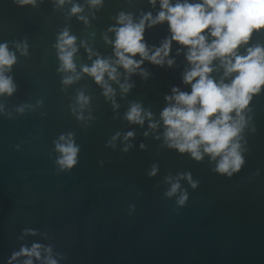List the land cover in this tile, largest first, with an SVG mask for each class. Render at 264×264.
I'll use <instances>...</instances> for the list:
<instances>
[{
	"label": "water",
	"instance_id": "water-1",
	"mask_svg": "<svg viewBox=\"0 0 264 264\" xmlns=\"http://www.w3.org/2000/svg\"><path fill=\"white\" fill-rule=\"evenodd\" d=\"M69 8H57L52 0H37L34 7L0 0V43L15 51L16 44L26 42L29 53H16L11 75L17 90L0 97V264L21 243L32 242L51 244L57 264H264V89L249 105L245 164L231 177L217 175L207 158L196 163L177 155L152 134L143 136L147 123L141 128L122 119L131 102L158 118L171 87L189 90L181 83L186 62L183 54L176 55L175 43L171 68L145 62L142 67L150 75H133L134 86L123 99L112 85L119 104L115 111L89 77L61 84L53 45L62 29L77 37L74 63L79 71L90 64L81 41L101 57L110 56L111 46L102 36L116 14L150 11L147 0H104L95 19L85 5L88 26L69 17ZM145 35L150 44H158L167 26H155ZM256 44L264 46V30L253 33L250 45ZM81 91L91 97L93 119L77 122L69 105ZM21 105L24 111L18 113ZM128 130L135 131L128 152L121 150L120 139L115 149L105 146L115 132ZM69 131L80 152L78 163L62 171L53 141ZM153 163L159 171L148 178ZM185 171L199 183L192 189L180 181L188 199L178 206L179 193L164 196L169 187L164 178ZM26 227L38 228L40 234L21 237Z\"/></svg>",
	"mask_w": 264,
	"mask_h": 264
},
{
	"label": "clouds",
	"instance_id": "clouds-1",
	"mask_svg": "<svg viewBox=\"0 0 264 264\" xmlns=\"http://www.w3.org/2000/svg\"><path fill=\"white\" fill-rule=\"evenodd\" d=\"M13 2L19 7L37 4V0ZM52 3L57 8L70 5L69 17L74 16L88 26L89 20L83 15L85 5L95 19V11L103 6L104 0H85L84 4L74 0H52ZM147 4L152 10L116 14L114 24L102 36L104 43L111 46L110 56L101 57L81 41L80 47L85 48L90 64L81 65L79 71L74 63V55L78 52L77 37L71 35L67 27L62 29L53 45L59 62L57 72L63 74L61 84L66 87L87 76L101 89V95L115 111L119 104L112 85L118 86L123 99L134 86L130 82L133 75L142 79L150 75L142 67L145 62L171 68L176 62L175 57L170 56L175 43L176 55L183 54L186 62L181 83L189 90L171 87L169 94L164 96L165 107L158 118L141 103L131 102L122 119L130 126L141 128L147 123L143 132L145 138L152 134L154 139L162 140L168 150L196 163L207 158L208 163L214 165L210 171L231 177L245 164L243 133L251 121L249 105L264 89V46L250 45L253 33L264 30V0H147ZM165 24L167 35L158 44H150L146 32ZM17 52L28 56L27 43L16 44L15 51L9 49L7 42L0 43V97H11L17 90L11 75L17 63ZM90 101L91 97L81 91L75 96L74 106L69 105L77 122L93 119ZM36 103L39 105L41 101ZM24 108L21 105L16 111L23 113ZM3 112L4 106L0 104V113ZM85 112L89 114L85 116ZM134 138V130L117 131L105 146L115 149L120 139L121 150L126 153ZM145 147L143 143L139 145L140 150ZM53 148L58 153L56 164L62 171L71 170L78 163L80 146L75 142V133L59 134L53 141ZM158 171L159 165L153 163L146 175L152 178ZM164 179L169 185L164 196L171 198L179 193L178 206L185 205L188 199L180 181H186L192 189L199 183L189 171ZM39 234L38 228L21 229V237ZM3 264H57V259L51 244L21 243Z\"/></svg>",
	"mask_w": 264,
	"mask_h": 264
}]
</instances>
